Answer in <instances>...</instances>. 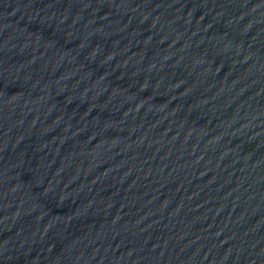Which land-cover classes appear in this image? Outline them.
I'll use <instances>...</instances> for the list:
<instances>
[{
    "label": "water",
    "instance_id": "95a60500",
    "mask_svg": "<svg viewBox=\"0 0 264 264\" xmlns=\"http://www.w3.org/2000/svg\"><path fill=\"white\" fill-rule=\"evenodd\" d=\"M0 264H264V0H0Z\"/></svg>",
    "mask_w": 264,
    "mask_h": 264
}]
</instances>
